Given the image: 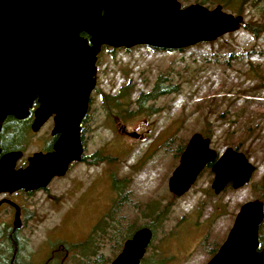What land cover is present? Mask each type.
Here are the masks:
<instances>
[{"label": "rangeland", "instance_id": "rangeland-1", "mask_svg": "<svg viewBox=\"0 0 264 264\" xmlns=\"http://www.w3.org/2000/svg\"><path fill=\"white\" fill-rule=\"evenodd\" d=\"M178 1L182 7L221 5L261 28L255 33L242 25L179 50L146 45L101 49L86 119V159L30 197L34 213L21 235L24 251H32L31 264H47L51 258L55 264H96L99 254L101 264H108L120 251L116 246L123 232L116 234V226L130 225L129 232L154 228L145 256L162 255L180 243L202 249L192 258L193 264H204L208 255L201 244L218 245L244 202H264V0H236L231 8L221 0ZM156 85L165 90L137 104L140 93ZM120 91L114 105L108 97ZM193 133L209 137L217 154L227 147L243 152L255 166L249 182L235 189L229 184L214 194L207 168L182 197L169 192L178 150ZM152 208L162 213L160 222ZM95 225L100 228L91 234ZM259 227L264 239V218ZM204 233L205 242L200 239ZM65 246L91 251L86 257L75 251L71 263L63 255Z\"/></svg>", "mask_w": 264, "mask_h": 264}, {"label": "water", "instance_id": "water-1", "mask_svg": "<svg viewBox=\"0 0 264 264\" xmlns=\"http://www.w3.org/2000/svg\"><path fill=\"white\" fill-rule=\"evenodd\" d=\"M242 23L240 14L221 5L182 7L178 0H0V123L7 115L24 117L37 95L32 130L54 113L59 133L52 151L33 153L23 168H15L20 151L4 153L0 191L44 188L54 176L64 175L70 162L80 160L77 125L87 112L101 46L182 49L234 32ZM216 156L209 138L193 133L168 178L169 191L185 192L214 160L215 193L227 184L235 189L249 182L255 166L243 152L227 147ZM263 218L260 199L240 205L207 264H264L258 240ZM14 226H19L16 220ZM151 235L148 227L138 228L109 264H139Z\"/></svg>", "mask_w": 264, "mask_h": 264}, {"label": "flooded vegetation", "instance_id": "flooded-vegetation-1", "mask_svg": "<svg viewBox=\"0 0 264 264\" xmlns=\"http://www.w3.org/2000/svg\"><path fill=\"white\" fill-rule=\"evenodd\" d=\"M102 48L103 50H108V51L119 49V48H112L109 46H101L100 51ZM129 49L131 48H128L126 50H129ZM100 51L96 56L95 85L89 94L87 112L79 120L78 125H77L78 140L82 148L81 158L79 161L70 162L68 165V169L74 163L84 161L86 159V155L84 154L85 147H86V143H85L86 119L88 117L87 116L88 109H89L91 98H92L91 93L92 91H95V88H96L95 87L96 86V68L98 66V61H99L98 59H99ZM164 90L165 89H159L156 85L152 91H149L147 93L153 92V94H155L158 91H164ZM121 94L122 92L120 91L117 95L111 96L112 98L111 97H108V98L116 102V104L114 103V105H117L119 98H116V97ZM154 96L153 95L148 96L144 99V101L151 100V98H154ZM39 104H40L39 97L36 95L32 99L31 104L28 106L27 114L24 117L17 118L11 115H7L0 123V157L4 153L9 152V151H20L21 156L15 162L16 169L25 167L28 163V157L32 155L33 153L35 152L45 153V152L52 151L53 145L59 137V133L55 132L54 130V127H55V122H54L55 114L54 113L49 114L47 118L39 125V127L36 130H32L31 125L35 118L34 111L39 106ZM132 134L137 135V133L126 132V135H132ZM202 136L204 138H209L205 135H202ZM7 141L11 143L9 146L5 145V142ZM186 144L184 145L183 148H180L178 150L180 154H179L177 163H179L180 156ZM30 146H33L35 148L29 154L26 155V151ZM209 147H210V138H209ZM216 155H217L216 156L217 158L219 154L216 153ZM213 162H208L202 167V169L197 174L194 182L196 181V179L199 177V175L204 169L209 168L210 171L212 172L211 167L213 165ZM212 175L214 176L213 172H212ZM57 177L59 176H54L53 178H57ZM194 182L189 186V188L185 192H183L180 195H176L172 193L171 191H169V189L168 191L171 192L177 198H180L191 189V187L194 185ZM228 185L229 184H227L220 192H222L225 188H227ZM210 187H211V184H210ZM45 188L46 187L39 188L36 190H28V191L24 189H17L13 191H10V190L0 191V264H31L30 259L32 257V251L30 252L24 251L25 250L24 248H26V245H25V240L22 238L21 232L22 230L26 229L28 221L31 220L33 213H34L35 206L33 202L30 201L31 195L34 192L45 189ZM116 192L118 193V191ZM212 192L214 194L220 193V192L215 193L213 189H212ZM154 210L155 209L152 208L150 213H153ZM154 216H155L154 220L159 221V222H160V219L163 217L160 211H154ZM15 220L16 222L19 223V226L17 227L14 226ZM145 227H148L151 230L152 235H151L148 245L145 248L143 256L139 260V264H193V258H192L193 255L194 254L202 255V253H200L201 251H203L202 249L192 250L178 243L177 245H175L174 249H171V248H168L167 250L164 249L166 250L167 253H163L162 255L153 254L147 257L145 256L146 249L149 248V246L151 245V241L155 237V233L153 229H151L149 226H145ZM206 237H207V234L204 233L200 238L201 241L205 242ZM225 238L218 245L217 244L214 245L215 243H210V244L202 243L201 244L203 247H205L206 253L208 255V258L206 259L204 264H207L210 258L217 252V250L219 249V247L221 246ZM177 240L179 241L180 239L178 238ZM66 248L67 247L65 246V249H63L62 252H63V255L67 254L68 259L70 260L71 263L75 262L74 259L71 258L72 256H74L73 253L75 251L81 254L82 257L87 255L91 251L90 249L81 251L78 248L74 250L70 248L68 249ZM58 250L56 251L52 250V252L53 253L58 252ZM118 253H115V256ZM50 260L46 261V263L55 264L57 262V260H53L52 258ZM111 260L112 259L107 260L108 264L111 262ZM94 261L97 264H101V255L100 254L97 255ZM63 262H64L63 260L59 261V263H63Z\"/></svg>", "mask_w": 264, "mask_h": 264}, {"label": "trees", "instance_id": "trees-1", "mask_svg": "<svg viewBox=\"0 0 264 264\" xmlns=\"http://www.w3.org/2000/svg\"><path fill=\"white\" fill-rule=\"evenodd\" d=\"M234 1H236V0H221V4H222V6H224V8L225 7H227V8H231L230 6V4L232 3V2H234ZM243 27L244 28H246V29H248V30H250L251 32H255V33H257L258 32V30H260V26L259 25H253V24H249V23H245V22H243ZM162 91H159L158 93L156 92L155 94H153V92H150V93H140V95L137 97V99H136V102H137V104H139V105H141V103H142V101H144V99L146 98V97H148V96H154V95H157V94H160ZM141 107V106H140ZM11 143L9 142V141H7V142H5V145H7V146H9ZM263 188H264V184H263ZM263 205H264V202H263ZM107 216L108 217H111V210L109 211V212H107L106 213V215H104V220H107L106 218H107ZM103 219H102V221H103ZM100 228V226H96L95 225V227L93 228V230H92V232H91V234L93 233V232H95L96 230H97V228ZM260 228V227H259ZM130 229H132L131 228V225L130 226H127L126 227V229H124V230H122L119 226H116V234L119 232V231H122L123 233H119L118 235H119V245H117L116 247H117V250L118 249H120L121 248V244H120V242H122V241H124L126 238H128V237H130L131 236V234H132V231L131 232H129V230ZM154 229V228H153ZM114 230H115V228H114ZM115 232H113L114 234H115ZM91 239H92V236H91ZM258 240H259V246L260 247H264V239H263V237H262V235H261V233H258ZM119 251V250H118ZM84 257H86V256H84ZM97 264V263H96ZM103 264V263H102Z\"/></svg>", "mask_w": 264, "mask_h": 264}]
</instances>
